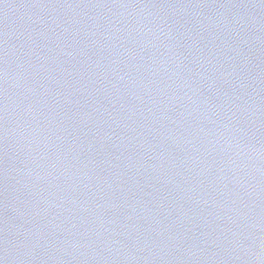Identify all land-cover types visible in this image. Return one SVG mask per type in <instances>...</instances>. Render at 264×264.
I'll return each instance as SVG.
<instances>
[{
  "label": "water",
  "instance_id": "obj_1",
  "mask_svg": "<svg viewBox=\"0 0 264 264\" xmlns=\"http://www.w3.org/2000/svg\"><path fill=\"white\" fill-rule=\"evenodd\" d=\"M0 264H264V0H0Z\"/></svg>",
  "mask_w": 264,
  "mask_h": 264
}]
</instances>
